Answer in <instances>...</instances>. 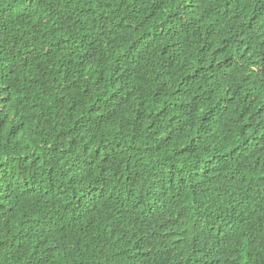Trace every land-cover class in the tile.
Masks as SVG:
<instances>
[{
    "label": "trees",
    "instance_id": "obj_1",
    "mask_svg": "<svg viewBox=\"0 0 264 264\" xmlns=\"http://www.w3.org/2000/svg\"><path fill=\"white\" fill-rule=\"evenodd\" d=\"M0 264H264V0H0Z\"/></svg>",
    "mask_w": 264,
    "mask_h": 264
}]
</instances>
